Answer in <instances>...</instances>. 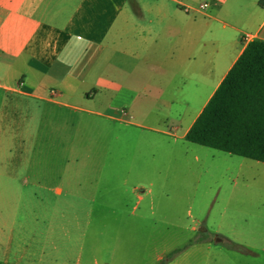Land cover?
Returning <instances> with one entry per match:
<instances>
[{
    "label": "crops",
    "instance_id": "obj_1",
    "mask_svg": "<svg viewBox=\"0 0 264 264\" xmlns=\"http://www.w3.org/2000/svg\"><path fill=\"white\" fill-rule=\"evenodd\" d=\"M254 40L264 41V0H0V122L15 103L25 101L103 118L104 126L112 127L113 141L128 128L164 138L172 153L190 150L184 144L210 148L186 136ZM107 161L103 156L101 173L76 175L77 185L82 179L90 182L88 190L78 192L87 206L98 204L92 189L100 180L125 176L106 173ZM40 164L39 158H24L7 174L12 179H45ZM52 175L58 182L44 189L55 201L75 195L65 184L71 175ZM141 190L133 191L134 216L144 199ZM150 208L154 211L153 201ZM141 219L119 222L125 230L119 231L117 241L76 243L73 251L78 253L69 257L48 240L38 254L26 244L23 254L12 255V237L9 243L0 241V262L159 264L184 248L167 264H190L195 249L213 248L202 240L158 251L154 223ZM161 241L170 242L166 236ZM47 244L53 257L46 256ZM208 256L214 262L220 254Z\"/></svg>",
    "mask_w": 264,
    "mask_h": 264
},
{
    "label": "rangeland",
    "instance_id": "obj_2",
    "mask_svg": "<svg viewBox=\"0 0 264 264\" xmlns=\"http://www.w3.org/2000/svg\"><path fill=\"white\" fill-rule=\"evenodd\" d=\"M13 108L0 122V241L13 237L12 255L23 254L26 244L38 254L48 240L69 257L78 253L73 248L80 241H117L125 230L119 222L142 217L155 225L158 251L208 240L213 248L195 249L190 264H264V163L194 144H184L190 150L182 154L172 153L164 138L128 128L113 141L112 127H105L103 118L80 110L25 101ZM103 156L106 173L125 176L100 180L92 189L98 204L87 206L78 192L88 190L90 182L82 179L79 186L76 175L101 173ZM24 158H39L45 179L9 178ZM52 174L71 175L65 184L75 195L55 201L44 189L58 182ZM135 188L144 196L137 217L132 214ZM165 236L170 242L162 244ZM45 252L54 255L49 244ZM210 252L220 257L209 262Z\"/></svg>",
    "mask_w": 264,
    "mask_h": 264
},
{
    "label": "trees",
    "instance_id": "obj_3",
    "mask_svg": "<svg viewBox=\"0 0 264 264\" xmlns=\"http://www.w3.org/2000/svg\"><path fill=\"white\" fill-rule=\"evenodd\" d=\"M186 139L264 163L263 40L247 44ZM232 248L244 250L235 244ZM183 250L173 251L160 264H166Z\"/></svg>",
    "mask_w": 264,
    "mask_h": 264
},
{
    "label": "built area",
    "instance_id": "obj_4",
    "mask_svg": "<svg viewBox=\"0 0 264 264\" xmlns=\"http://www.w3.org/2000/svg\"><path fill=\"white\" fill-rule=\"evenodd\" d=\"M206 5H203L202 7H205Z\"/></svg>",
    "mask_w": 264,
    "mask_h": 264
},
{
    "label": "water",
    "instance_id": "obj_5",
    "mask_svg": "<svg viewBox=\"0 0 264 264\" xmlns=\"http://www.w3.org/2000/svg\"><path fill=\"white\" fill-rule=\"evenodd\" d=\"M219 241H220V239H219Z\"/></svg>",
    "mask_w": 264,
    "mask_h": 264
}]
</instances>
